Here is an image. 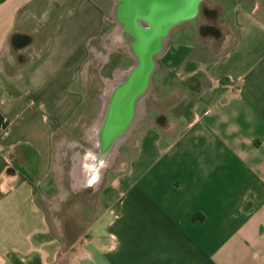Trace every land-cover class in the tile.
I'll return each mask as SVG.
<instances>
[{
  "label": "crops",
  "instance_id": "0c3cea01",
  "mask_svg": "<svg viewBox=\"0 0 264 264\" xmlns=\"http://www.w3.org/2000/svg\"><path fill=\"white\" fill-rule=\"evenodd\" d=\"M38 4L0 0V264H264V0H222L220 37L173 30L159 70L195 91L189 116L141 125L92 218L53 173L106 8L79 1L22 64L36 49L13 37H31L21 13Z\"/></svg>",
  "mask_w": 264,
  "mask_h": 264
},
{
  "label": "water",
  "instance_id": "95a60500",
  "mask_svg": "<svg viewBox=\"0 0 264 264\" xmlns=\"http://www.w3.org/2000/svg\"><path fill=\"white\" fill-rule=\"evenodd\" d=\"M204 1L112 0L110 49H124L133 61L112 69L105 79L101 107L86 131L90 146L76 153L72 175L85 191L99 188L122 146L145 119L159 59L173 30L196 19Z\"/></svg>",
  "mask_w": 264,
  "mask_h": 264
},
{
  "label": "rangeland",
  "instance_id": "374dc122",
  "mask_svg": "<svg viewBox=\"0 0 264 264\" xmlns=\"http://www.w3.org/2000/svg\"><path fill=\"white\" fill-rule=\"evenodd\" d=\"M79 1L81 0H38L39 4L37 6H33L31 9L24 10L21 13V18L25 19L27 29L31 33V42L27 50L30 52L32 48L36 49L32 56L25 53L18 57L22 64H27L28 61L31 62L43 53L51 34L66 16V11L72 9ZM101 2L107 12L106 25L103 34L91 44V54L78 84L85 94V100L69 125L57 135V158L53 173L54 192H59L56 189V183L58 182L60 186L63 184L65 191L69 190L71 192L70 202L72 200L86 199L84 208L86 211L90 210L87 213H90L88 215L91 218L94 202H88V200L113 196V191H108L106 184L113 182L117 172L125 167L126 161L135 152L141 125L145 124L158 111L163 115L164 113L168 115L178 112L184 113L185 107L189 106L196 96L195 91L192 92L189 89V82H180L170 73L159 70L158 67L154 75L152 95L147 100V115L139 123L129 141L122 146L119 156L112 168L105 173L99 188L95 191H86L85 193L74 192L72 190L73 156L78 151H83L85 147L90 146L86 139V131L101 107V94L105 86V79L111 75L112 69L127 67L133 61L132 57L127 55L124 49H110L111 42L108 35L115 26L111 13L113 2L112 0H101ZM222 8V0H205L196 19L182 23L175 29L189 27V29L194 30L202 24L219 27L218 25L222 22ZM229 10L230 6L226 5L225 13ZM201 40H204V38L201 37ZM118 55H121L119 62L117 61ZM0 88L5 89V87ZM174 106L181 110L174 109ZM54 214L55 217L67 216V207L56 210ZM76 215H78L77 212Z\"/></svg>",
  "mask_w": 264,
  "mask_h": 264
},
{
  "label": "trees",
  "instance_id": "16d2710c",
  "mask_svg": "<svg viewBox=\"0 0 264 264\" xmlns=\"http://www.w3.org/2000/svg\"><path fill=\"white\" fill-rule=\"evenodd\" d=\"M200 32L204 36H214V37H220V34H221L218 27H216L215 25H209V24L202 25L200 28ZM19 38H21L22 41ZM13 40L16 44H18L20 41V42H22L23 45H26V44H29L31 42V37L24 36V35L21 37L20 35L16 34V35H14ZM7 87L9 89H12V87L9 85H7ZM194 90H197V89L194 88ZM192 104H193V102H191L189 106L187 105V107H185L184 114L189 116L190 107ZM162 118H164V117H160V120H162Z\"/></svg>",
  "mask_w": 264,
  "mask_h": 264
}]
</instances>
